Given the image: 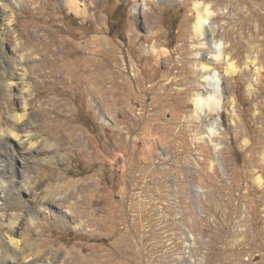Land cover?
I'll use <instances>...</instances> for the list:
<instances>
[{"label":"rangeland","instance_id":"374dc122","mask_svg":"<svg viewBox=\"0 0 264 264\" xmlns=\"http://www.w3.org/2000/svg\"><path fill=\"white\" fill-rule=\"evenodd\" d=\"M6 1L0 105L8 88L40 140L28 264H264V0ZM200 1L224 42L204 61L224 99L212 139L194 116Z\"/></svg>","mask_w":264,"mask_h":264},{"label":"bare ground","instance_id":"6f19581e","mask_svg":"<svg viewBox=\"0 0 264 264\" xmlns=\"http://www.w3.org/2000/svg\"><path fill=\"white\" fill-rule=\"evenodd\" d=\"M1 1L3 7H8V1ZM146 1L147 0H137V5L143 6ZM194 8L198 11V17L194 24V32L197 38L196 40L198 41L197 46L200 49L197 52L198 60H200L197 65V71L200 74V81L202 83L193 100L195 106L194 116L199 121L205 120L208 123L206 129L209 139H212L217 133L220 119L217 118L214 121L206 119L209 115L217 113L222 109L224 99L218 70L208 66L204 61L205 59H211L216 62L223 60L224 42L221 39L217 40L214 38L217 31V25L214 21L217 11L214 8V4L200 1L194 4ZM14 20L13 17L12 19H8L7 25H11ZM8 27L6 29H8ZM1 38L3 37L1 36ZM2 44H4V49L5 43H3V41L0 45ZM17 46L20 48L22 47L19 46V44H17ZM15 50H17V53L21 56L19 59L20 63L17 62L16 64L22 65L20 68L22 70L21 74L25 77V63H27L28 53L19 51L17 47ZM228 65V72L235 69L233 62ZM4 70L6 69L4 68ZM8 70L5 72L10 71ZM8 85L16 86L15 83L6 84L5 82L4 86ZM12 96L13 94L10 93L7 88L4 93V100H2L5 111L2 110V106L0 105V264H28L30 262V256L27 253L25 254L26 248L24 240L22 235L18 236L16 233L19 231L18 229L25 224L27 219L32 223L36 222L38 219L36 213L40 211L38 210L40 207L39 202H44L34 198L39 195L37 186L40 182L39 179L35 177L36 175H29V171H31L34 166L32 162L37 163L39 161V158L35 156V151L39 146L40 140L38 139V141L36 139L33 130L25 126V121L28 116L27 113L19 112V110H15L12 107L14 105V101L11 102ZM6 112L11 119L7 123L4 119V113ZM56 257L54 259H56ZM35 259L38 260L37 258L33 260Z\"/></svg>","mask_w":264,"mask_h":264}]
</instances>
